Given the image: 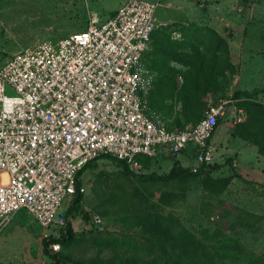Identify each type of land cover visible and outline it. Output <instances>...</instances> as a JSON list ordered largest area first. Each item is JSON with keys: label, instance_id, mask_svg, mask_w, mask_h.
<instances>
[{"label": "built area", "instance_id": "1", "mask_svg": "<svg viewBox=\"0 0 264 264\" xmlns=\"http://www.w3.org/2000/svg\"><path fill=\"white\" fill-rule=\"evenodd\" d=\"M157 5L124 0L106 19L93 14L81 31L23 47L0 63V224L24 210L52 230L45 236L65 233L63 201L84 195L78 172L103 154L137 174L146 172L145 159L191 146L185 166L192 170L225 162L210 138L220 117L242 121L238 98H219L182 130L164 126L148 104L154 75L145 56L152 32L167 25L155 17ZM231 166L238 167L236 158ZM74 219L78 231L102 224L97 214ZM49 248L57 252L60 243Z\"/></svg>", "mask_w": 264, "mask_h": 264}, {"label": "rangeland", "instance_id": "2", "mask_svg": "<svg viewBox=\"0 0 264 264\" xmlns=\"http://www.w3.org/2000/svg\"><path fill=\"white\" fill-rule=\"evenodd\" d=\"M123 1L0 0V63L23 47L35 46L43 40L56 42L81 31L93 14L100 20L106 19ZM150 1H158L155 17L167 25L182 24L193 16V11H188L184 3L179 5L180 0ZM171 37L181 40V32L173 28ZM179 45L182 47L178 49L189 51L187 43ZM259 45L264 48V43ZM152 48L153 44H150L146 57L149 63L152 61L155 65V69L151 67L154 81L147 95L160 76L159 68L179 71L178 86L184 79L182 73L189 70L175 60L163 62L152 54ZM232 79L225 86L221 78H216L222 89L208 91L203 98V112L195 115L189 123H183V126L174 124L175 118L184 120V115L180 113L182 101L177 94L165 100L173 107L171 114L165 115L164 111L150 106L151 110L168 128L191 127L203 117L208 105L234 93ZM258 99L264 102V95ZM243 112L242 120L247 114L244 109ZM232 116L220 117L218 130H231L236 123L232 121ZM232 140L238 143L236 151L239 154L225 150L227 139L222 140L217 133L214 134L211 143L217 160L225 161L228 156L236 158L239 169L251 165V162L256 163L254 156L240 151L243 150L242 145L249 142L238 137ZM190 150L192 146L178 153L176 159L183 165L190 164ZM259 155L264 161V155ZM172 162L173 158L169 156L152 159L147 162L145 171L163 175ZM231 167L224 164L210 174L195 177L177 175L164 181L151 175L139 177L128 174L116 161L108 158L96 159L80 175V181L86 187L82 204L88 215H99L102 224L88 231H77L70 243L61 244L57 254L63 261L68 258L86 264H168L171 246L167 238L159 234L160 224L167 232L171 228L172 235L177 236L184 230L206 245H210L216 235L223 234L238 240L246 252L261 254L264 252V185L249 179L255 178L256 172L245 175L246 169L240 173ZM242 173L249 175L248 179ZM231 174L239 176H233L220 192L203 182L208 175L215 179ZM69 202L66 198L62 206L67 209ZM77 216L83 218L82 212ZM70 220L74 227L78 224L74 217ZM47 231L52 230H46L32 221L24 210L17 212L9 222L0 224V264H58L42 250V238L46 237L44 234Z\"/></svg>", "mask_w": 264, "mask_h": 264}, {"label": "trees", "instance_id": "3", "mask_svg": "<svg viewBox=\"0 0 264 264\" xmlns=\"http://www.w3.org/2000/svg\"><path fill=\"white\" fill-rule=\"evenodd\" d=\"M173 28L181 32V40H176L171 37ZM180 43H187L186 46L189 47V51L178 49L182 47L179 45ZM150 44H153V50L151 51L155 57H160V60L163 62L165 60L178 61L189 69L182 73L184 79L180 86H178L177 74L179 71L172 68L169 70L163 67L159 68L157 71L160 73V76L154 82V87L147 95L149 106L155 107L157 111H164L165 115L171 114L173 109L171 104L165 102L166 97L172 98L175 94L179 96V100L182 101L180 113L184 115V120L181 121L180 118H175L174 124L176 126H183V123H189L195 115L203 112L205 108L203 98L206 93L210 90L216 91L222 89L219 82L216 81V78H221L226 84L225 86H227L236 72L235 65L230 60L226 39L208 25L184 22L182 24L172 23L159 26L152 32ZM146 63L150 68H154L155 66L152 61L149 63L147 57ZM261 91L264 90L253 89L251 91H244L237 89L234 91L232 97L239 99L237 102L238 107L243 108L247 114L244 120L236 122L231 126V133L233 137H238L255 145L258 154L264 155V102L258 99V94ZM218 125L219 119L217 127ZM171 129L182 130L186 128ZM169 157L173 158V162L167 173L163 175H158L154 172L134 173L129 170L124 161L104 154L86 164L78 172V175H81L93 161L99 158H108L116 161L128 174L139 177L151 175L153 178L164 181L170 180L177 175L195 177L203 173L210 174L211 171L221 168L224 164L231 166L230 156L226 158L224 163L215 162L213 164H203L195 170L183 165L176 159V155ZM147 162H150V160L145 159L142 161L145 169L147 168ZM231 168L235 170V168ZM233 176H239V174H231L215 179L208 175L206 178H203V182L220 192L227 187ZM82 199L83 194L78 191L69 200L70 202L66 209L67 220L65 233L51 234L42 238L43 252L50 256L55 263L66 264L67 262H71L75 264H86L70 261L68 258H65L63 261L57 252H53L49 248V244L52 242L60 243L61 246V244L66 245L73 240L78 228L73 226L70 218H73L81 212L84 221L89 218V215L83 209ZM93 227L96 228L97 226L93 225L90 229ZM158 228L160 231L159 234L167 238L166 240L171 246L168 264H264V252L261 254L246 252L238 240L224 236L223 234H220V236L216 235L213 237V242L210 245H206L184 230L176 236L172 235L171 228L168 229V232L164 230L161 224ZM83 231L88 230L82 229L78 232Z\"/></svg>", "mask_w": 264, "mask_h": 264}, {"label": "crops", "instance_id": "4", "mask_svg": "<svg viewBox=\"0 0 264 264\" xmlns=\"http://www.w3.org/2000/svg\"><path fill=\"white\" fill-rule=\"evenodd\" d=\"M181 3L186 5L188 11H193V16L182 22L208 25L226 39L230 60L236 68L232 77L234 90H264V48L259 45L264 43V0H180V6ZM261 95H264V91H261L258 97ZM216 133L222 140L227 139L225 150H237L238 143L232 140L236 137L232 136L230 129L220 131L217 128L212 137ZM242 146L243 150L240 151L254 156L256 163L251 162V165L239 169L237 160L238 167L235 170L241 173V170L246 169L245 175L256 172L257 176L249 179L264 185L263 158L253 144ZM261 163L263 167L260 168ZM245 175L243 174L248 179L249 175Z\"/></svg>", "mask_w": 264, "mask_h": 264}]
</instances>
